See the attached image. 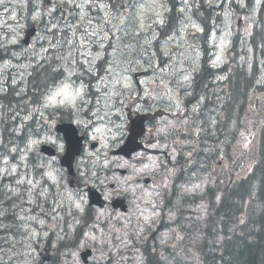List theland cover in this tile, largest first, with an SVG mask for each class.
<instances>
[{"label":"rangeland","instance_id":"374dc122","mask_svg":"<svg viewBox=\"0 0 264 264\" xmlns=\"http://www.w3.org/2000/svg\"><path fill=\"white\" fill-rule=\"evenodd\" d=\"M11 3V7H18L23 11L24 16L28 15V4L26 0H3L0 4V11H5L1 7L3 5H8ZM58 4L57 10L60 11L62 4L68 3L71 7L70 15L74 19V22L70 24L63 25L70 31L77 30L78 26L85 28L92 27L96 35H90L89 37H109L110 33L117 35L118 41L111 46L112 51L107 53L108 59L101 60L103 56L106 55L105 51H102L100 45L90 46L82 45L81 50H79V57L85 56L84 59L79 61L75 58L77 52L76 45L67 46L64 50L61 59L60 66L64 69L62 72V80L56 87H53L47 91L45 97L44 106H46L45 113H50L53 117L52 120L58 117V111L66 112L69 107L70 111L74 112L80 105H109L108 102H98V100H92L90 98L82 97L81 94L77 97L73 104L64 105H48V98L60 87L68 84L70 89L75 93L77 89L80 90L84 84L95 85L99 78V73L102 70L114 71L111 68V62L108 60H116L117 64L122 58H128L133 53V48L127 46L122 39L140 37L144 35L155 36L164 27H167V32L170 33V38L174 42L179 43L183 39L186 41L180 42L184 48H186L185 54L183 55L185 60L191 62V64L196 65L195 57L192 56L187 50L193 49L194 46L198 47L196 44L203 43L201 39H205L204 32L208 28V42L209 49L214 48V55L216 60H213L214 70L212 74H216L218 71V66H221L224 58L227 46H235L237 59L234 57L233 65H229V72H233L232 68L234 65H244L243 61L245 56H241L243 53L242 46L249 52L251 58L252 50L249 46V37L253 34L254 27L259 25L261 20L264 21V12L261 10L262 0H190V13L182 14L180 9L184 7L182 0H158V4L162 3L163 8H159L157 4L156 10L162 13L163 23L156 22V17L154 14L149 12L148 18L145 20V27L140 29L136 28L135 31L129 29L128 31H117L111 28L107 30L110 25H104V30H99L98 25L101 24V17L104 16V12L100 10L99 3H104L108 9L112 12H121L126 17L129 14L135 13L137 11L136 5L138 4H148L152 5L153 0H94L93 5L86 7L84 11L87 13L86 17H83L80 7L75 8V5L83 3V0H55ZM76 3V4H74ZM210 5V7L202 6ZM174 5V10L172 6ZM53 11V8H52ZM49 13H45L46 18H48ZM190 14L192 19L200 25L203 29L201 32H195L191 25L185 20V15ZM42 12H35L31 17L35 19L43 16ZM12 18L16 19V12L13 11ZM24 19V18H22ZM8 21L7 17H3L1 22ZM89 21H91L89 23ZM238 24V25H237ZM57 25V24H54ZM182 26L186 30H182ZM55 27V26H54ZM122 29H127V22L121 25ZM191 33H198L199 39H188ZM99 34H103L100 36ZM77 34H74V38ZM3 37V43H6L12 39V35H6L1 33ZM113 37V36H111ZM193 44V45H191ZM26 55L23 56V51H17L18 63L22 66L26 65L30 60L42 61L43 63H48L49 56L46 54L45 50L40 47H32L25 51ZM235 54V53H234ZM99 56V58H97ZM219 57V59H218ZM88 58V59H86ZM216 61V62H215ZM252 61L246 59V66H251ZM76 64H82L83 70H78ZM260 73L258 75L259 79L256 82L257 85L264 86V65L262 60L259 61ZM118 68H116L117 70ZM249 74L252 71L248 70ZM64 74V75H63ZM246 75V70L243 69V74ZM244 78V77H242ZM81 81H80V80ZM29 79L24 78L20 82V87L9 93L11 100H15L18 96L26 89L29 83ZM225 90V88H224ZM246 109L243 112L241 105H234L231 113L233 116L230 117L229 121H233L228 127L229 130L233 129L234 139H235V150H237V141L242 144L246 142L244 135V129H250L252 123L259 120L261 124L264 121V89L263 91H254L248 93ZM4 98L3 100H5ZM2 105V106H1ZM0 105V264H82L79 260V253L85 248L90 247L93 249V256L89 261V264H144L142 258L139 255L138 247L132 245L131 237L129 232L132 231L141 240L139 241L140 246H144L146 243H152L149 241L151 239L155 241L159 249L164 248L167 244H172L173 241H177L179 236H176V229L172 226L174 222L171 220L168 223L171 227L167 226L161 231L155 230V225L158 219H161V215L165 214L159 202H147L146 206L140 207L141 211L137 213L135 219L131 222H122V216L118 213L111 214L106 211H100L99 209H92L87 206L85 189L78 187L76 191H71L67 188L64 180L63 170H59V166L54 165L53 168L57 170L51 173L52 179L46 175L45 178L38 176V171L40 167H44L45 163H40L38 158H36V147L40 141L55 143L61 148V140L56 139L51 132L47 131L44 136L40 138H32L28 140V145L31 141H37L32 145L31 149L27 148L22 142L19 136L22 135L21 123L24 120V116L17 111H4L8 102L1 103ZM125 105V104H124ZM217 105H219L217 103ZM227 107L225 105H220L219 118L218 120L206 121L202 120L200 122V115H198L197 123L209 126L211 129L218 130V126L227 119ZM226 109V110H225ZM243 112V113H242ZM248 113V114H247ZM9 120V122H8ZM15 124V126H14ZM263 124V123H262ZM262 124L258 127L257 131L252 134L250 141H248L247 146L251 154L255 151L257 139L259 138V133ZM99 131L97 135L102 139L104 134L110 133L108 129L102 128V125H98ZM198 128V127H197ZM113 139L116 137L113 132H111ZM15 136V137H14ZM16 149V151H12ZM19 151V156L15 163L10 161L8 156L9 152L17 153ZM25 157L21 160V157ZM103 154L96 153L90 158H102ZM3 159L8 160V164L4 165L2 163ZM13 161V160H12ZM138 167H141L142 171L146 170V166L142 165L144 161L139 160ZM134 167V164L130 165ZM12 167L16 168L15 174H12L10 170ZM81 167L84 171V166L77 165ZM116 167V165H115ZM108 162H98L95 161L92 171L102 170L103 177H99V180H104L107 176ZM9 180L6 183H1L3 179ZM21 179L24 183L18 184L17 180ZM31 180L37 183L49 182L52 184L53 192L56 193L53 199L50 200V205L46 202L41 203V211L44 213L43 217H35L29 214L30 208H26L27 215H23L24 207L19 199L20 188L28 184ZM114 182L110 180V183ZM123 180H121L120 187L125 190L126 187L123 185ZM207 187L205 182L195 185L194 189L196 193H202L204 188ZM105 190H108L111 194V190L108 186H104ZM256 191L251 192L250 200V212L258 214L262 208L263 203L260 201H253L252 195H255ZM141 197L145 200L150 197L148 194H142ZM134 202V199H132ZM80 205V209H77L76 205ZM253 204V205H252ZM253 208V211L251 209ZM196 213V221H199L205 217L208 213L207 207L198 206ZM76 214L83 216V221L79 219H73ZM200 215V217H198ZM145 217L148 219L145 220ZM248 219V218H247ZM44 220V225L42 226L38 221ZM70 222L67 226L66 222ZM122 223L121 226L119 224ZM190 224V229L194 228L189 221L185 222ZM238 224H242L241 220H238ZM80 225L79 228H75ZM198 225H204V220H200ZM203 227V226H199ZM46 228V230H43ZM217 228V225H216ZM27 230L29 232L27 233ZM233 224L230 225V234H232ZM194 243L196 247H200L203 244L202 234L200 231L194 237ZM64 240H68L67 244H64ZM221 241V236L218 238V242ZM210 242V241H209ZM173 250V249H172ZM48 253V254H47ZM151 253H165L167 250H160L158 252ZM172 261L175 259L172 254H170ZM49 258V260H47ZM190 264H198V258L194 255V252L190 255ZM159 261V259H158ZM168 262H165L167 264ZM189 263L187 260L185 262Z\"/></svg>","mask_w":264,"mask_h":264},{"label":"flooded vegetation","instance_id":"af4514ba","mask_svg":"<svg viewBox=\"0 0 264 264\" xmlns=\"http://www.w3.org/2000/svg\"><path fill=\"white\" fill-rule=\"evenodd\" d=\"M22 1V0H20ZM44 0H26L31 4L28 7V15L24 16L22 9L3 5L1 8L5 11H0V35H12V39L3 43L4 39L0 36V91L12 81L13 76L19 71L21 64L18 63L17 51H23L22 55H26V50L34 47L43 48L46 54L56 53L60 44H77L97 46L103 41L102 51H107L115 44L117 34L110 33L109 37H89L88 34L93 32L92 27H80L77 30L70 31L67 28L54 25L53 22L44 23L43 16L33 19L31 15L45 7H55L54 2L50 5L43 6ZM50 9V8H49ZM13 11L16 12V19L12 18ZM3 17H7L8 21H2ZM51 19V14L47 16ZM66 13L60 17L62 22L69 23L66 20ZM24 18V19H22ZM29 26H33V34L25 44V31ZM55 26V27H54ZM111 27H107L110 30ZM74 34H77L74 38ZM103 36V34H99ZM113 36V37H111ZM83 37V39H82ZM195 39H198L197 37ZM124 43L135 48L137 52L133 57L120 59L117 61L109 59L110 66L114 71H106L96 81L95 85H91L90 99L98 100V102H108L109 105H83L74 112H68L67 116L52 120L50 113H45L46 106L36 105L27 112V118L22 125V134L26 138V147L28 148V140L32 138H42L47 131L61 140L60 134L55 135L52 132L55 126L66 123L70 126V133L75 131V136L81 137L83 140L82 150L79 156L74 160V164L84 166V171L81 167H77L75 171L74 186L93 185L100 189L99 177H103V171H92L95 161H102L101 158L95 160L90 158L94 156L98 150L104 152L106 157L115 164H129L135 161V166L138 167L139 160H147L142 165L150 166L149 182L144 184L142 194L153 195L157 200H162L166 206L178 202L179 190L181 194L190 195V183L187 179L190 176L187 173L189 165L192 173L195 161L197 146V137L195 130V121L198 117L195 114V108L205 101L201 96L202 91H209L212 83H205V78L212 74L214 67L213 55L214 48L209 49V43L196 44L193 49L187 50L195 57L196 65L185 60L183 55L186 48L181 44L174 43V40L167 37L161 40L154 38H146L144 35L134 38L122 39ZM155 40L157 42H155ZM144 41L142 44L140 42ZM193 45V44H191ZM69 46V45H68ZM140 46V47H139ZM173 46V47H172ZM229 56V53H226ZM116 68H118L116 70ZM60 76L52 74L45 84H39V90L57 85ZM221 85L226 86L225 77L221 79ZM125 84L129 85L125 87ZM204 86V88H203ZM84 90L86 86L82 87ZM186 93L190 94L189 105L186 101ZM125 104V105H124ZM131 121H143L144 129L138 137V142L142 144V148L133 154L130 160H125L121 156L110 157L113 151L117 150L124 142L127 136L128 123ZM102 125V128L108 129L110 133L104 134V138L97 135V126ZM111 132L116 137L113 139ZM45 142V141H40ZM52 148L59 150V146L49 142ZM43 145V144H41ZM48 145V144H47ZM62 147V146H61ZM64 151V149H63ZM62 151V152H63ZM245 153V152H244ZM39 162L45 163L44 167H40L38 176L45 178L47 173L56 172L53 168L55 161L42 154H36ZM234 159L227 154L222 157L221 161H217L218 169L213 172L214 176L220 177V183L232 182L235 176L236 168ZM91 167V169H90ZM57 173V172H56ZM168 173L169 176L163 181V174ZM128 177L127 185H132L140 178L141 172L130 169L126 170L124 175H120L118 168H112L109 177L117 180V177ZM179 179L178 182L171 181ZM144 180V179H143ZM111 185L110 189L114 190ZM102 198L110 202L113 195L108 197L107 192L103 189L100 192ZM56 193L53 192L52 184L49 182H33V185L26 184L20 188L19 199L24 207L23 215H27L26 208H30L29 214L35 217H43L41 211V203L46 202L50 205V200L53 199ZM118 196V195H115ZM103 198V199H104ZM32 201L31 203L29 201ZM105 200V201H106ZM110 209L106 205L104 209ZM159 263L167 264H183L184 255L171 257L166 254L157 253Z\"/></svg>","mask_w":264,"mask_h":264},{"label":"trees","instance_id":"16d2710c","mask_svg":"<svg viewBox=\"0 0 264 264\" xmlns=\"http://www.w3.org/2000/svg\"><path fill=\"white\" fill-rule=\"evenodd\" d=\"M202 6L205 8L210 7V5L207 4L205 5L204 3H202ZM261 9L264 12V0H262ZM253 33L254 34L249 38L248 41L249 46L252 50L251 58L249 56V52L245 50V48L242 46V49L244 51L241 54V56H245L243 61L244 65L236 64L232 68L233 70L232 75L234 79L232 80V84H231V86H233L231 104H233L237 99V97L239 96V105H241V107L244 108L243 112L247 107V105L244 104H246L247 102L248 93H252L254 91L259 92V91H263L264 89L263 85H257L254 87L253 84L255 82V79L259 78L258 77L260 70L258 66L259 59L262 58V60H264V21L263 20L259 22L258 26L254 27ZM160 36L163 37V35ZM165 38L167 37H164L163 39ZM202 42H203L202 44H204V39H202ZM260 48H261V55L258 56L256 52ZM231 52H232L231 65H233L234 57L237 59V54H236L237 51L235 46H234V50ZM246 59L252 62L255 61L253 65L251 63V66L248 67V69L246 66ZM227 68H228L227 66L226 67L224 66L220 70L223 72L225 71L228 72ZM243 69L246 70V73L248 72V70L252 71L253 73L250 75V77L242 79L240 77L246 76V75L245 76L242 75ZM207 79L208 82L210 81L213 83V86L216 89H219V86L212 75L207 76ZM223 100L225 103V107H227L226 108L228 113V117L226 119L227 122L229 121L230 117L233 116L231 110L234 105H228L230 100L227 95L223 97ZM216 109L219 111L220 105H213L212 107H207L205 110H203V112H205L208 115L207 119H209V117H211V114L213 113L217 116ZM262 123H261L262 126L260 129L259 138L257 139V143H256L258 152H257V160L254 165L252 175H247L246 178L243 179L244 186L241 189V196L244 202H245V198L246 197L248 198V196L252 191H256L255 195H252L253 201L261 200V202L262 201L264 202V192H263L264 190V121ZM205 134L206 132H204L203 141L206 140L205 142H208L210 146L213 147V146H217V144L222 143V141L217 140L215 136L212 135L207 136V134L206 135ZM201 150H203L202 147ZM251 209L253 211L252 207ZM249 210H250V206H249ZM251 213L252 215H250L248 222L250 226H254L256 224L254 227L251 228L260 227V229L258 228L253 229L250 237L246 235L245 236L238 235L237 233H235L232 242L226 241L224 243V249L221 251L220 254H216V253L211 254V256L209 257L210 264H264V209L262 208V210L258 214L254 212ZM231 217L232 216H230L229 218ZM236 223L237 222H235V225ZM206 237L209 240L213 238L211 234L208 232ZM206 250H207L206 248L203 249V251Z\"/></svg>","mask_w":264,"mask_h":264},{"label":"snow or ice","instance_id":"6c2138e0","mask_svg":"<svg viewBox=\"0 0 264 264\" xmlns=\"http://www.w3.org/2000/svg\"><path fill=\"white\" fill-rule=\"evenodd\" d=\"M94 0H83V3L75 5L77 7L81 8L82 11V18L87 16V13L84 11V9L86 7L92 6L93 5ZM184 7H182L180 9V12L182 14L184 13H190V0H182ZM3 3V0H0V4ZM157 4H158V0H153V4L152 5H148V4H138L136 5L137 11L135 13L129 14L127 17L117 11V12H112L108 9V7L100 2L99 3V8L101 11L104 12V16L101 17V24H99L97 27L99 30H104V25H110L111 28L116 29L117 31L123 30V31H128L129 29H131L132 31H135L137 27H139L140 29H143L145 27V20L148 18V14L149 12H151L152 14L155 15L156 17V22L158 23H163V19H162V13L158 10H156L157 8ZM159 8H163L164 5L162 3L158 4ZM54 11V9H53ZM33 19H35V17H33ZM185 20L188 22V24L191 25V28L195 31V32H201L203 31V29L200 27V25L198 23H196L190 14L185 15ZM91 21H89L90 23ZM127 22L128 28L127 29H122L121 25H124ZM182 30H186L183 28L182 26ZM90 35H96V32L93 31L92 33H90ZM83 39V37H82ZM100 47H103V41H101L100 43ZM99 58V56L97 57ZM219 59V57H218ZM129 85L125 84V87H128ZM80 91V90H79ZM97 131H99V129H97ZM35 143H37V141H31L28 145L29 149H31L32 145H34ZM12 151H16V149H12ZM25 157H21V160H23ZM2 163L4 165L8 164V160L7 159H3ZM12 174H15L16 172V168L12 167L10 170ZM48 177L50 179H52L51 173H47ZM18 184L24 183L23 180L18 179L17 180ZM29 185H33V181L29 180L28 181ZM30 203L32 202L31 200L29 201ZM77 209H80V205L77 204L76 205ZM148 218L145 217V220H147ZM42 226L44 225V220H39L38 221Z\"/></svg>","mask_w":264,"mask_h":264},{"label":"water","instance_id":"95a60500","mask_svg":"<svg viewBox=\"0 0 264 264\" xmlns=\"http://www.w3.org/2000/svg\"><path fill=\"white\" fill-rule=\"evenodd\" d=\"M68 125H66L67 127ZM67 132V130H66ZM138 135L134 133V131H130V134L128 138L125 141V144L120 148V150L124 154H129L130 152L134 151V144L136 143ZM65 142H66V152L64 156L60 158V164L62 166H65L68 169V181L70 183V170H71V165H72V160L75 155L79 154L80 148H81V139H76L75 137H70L68 135L64 136ZM46 150H49L46 148ZM50 155L53 154L51 150L48 151ZM89 200H90V205H101V201L99 199L98 194L95 192V190L90 189L89 190ZM119 203H115L114 206H118ZM91 255V250L86 249L84 252L80 254V257L84 263L87 262V258Z\"/></svg>","mask_w":264,"mask_h":264},{"label":"clouds","instance_id":"9594fccd","mask_svg":"<svg viewBox=\"0 0 264 264\" xmlns=\"http://www.w3.org/2000/svg\"><path fill=\"white\" fill-rule=\"evenodd\" d=\"M80 91L77 89L75 93L70 89L68 84L63 85L59 90L55 91L47 100L48 105H64L73 104L77 97L80 96Z\"/></svg>","mask_w":264,"mask_h":264},{"label":"bare ground","instance_id":"6f19581e","mask_svg":"<svg viewBox=\"0 0 264 264\" xmlns=\"http://www.w3.org/2000/svg\"><path fill=\"white\" fill-rule=\"evenodd\" d=\"M32 83H34V82L30 80L29 83H28V85H29V84H32Z\"/></svg>","mask_w":264,"mask_h":264}]
</instances>
